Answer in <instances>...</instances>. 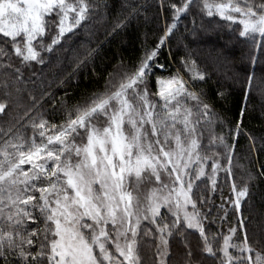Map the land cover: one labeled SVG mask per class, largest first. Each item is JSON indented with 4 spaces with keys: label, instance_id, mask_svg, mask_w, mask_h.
Here are the masks:
<instances>
[{
    "label": "snow or ice",
    "instance_id": "1",
    "mask_svg": "<svg viewBox=\"0 0 264 264\" xmlns=\"http://www.w3.org/2000/svg\"><path fill=\"white\" fill-rule=\"evenodd\" d=\"M145 6L124 0L109 34L126 27ZM108 7V0H0V122L7 124L0 127V264H146L142 249H154L150 264H172L175 239L184 247L183 264H203L197 251L217 264H264V231H249L250 185L234 179V161L244 152L247 180L256 179L252 153L264 152V137L245 133L242 120L217 131L223 117L203 89L191 88L206 83L209 74L187 45L174 73L155 75L157 67L165 68L156 63L161 48L194 9L235 24L233 31L251 44L247 54L254 64L255 49L264 56V43L256 40V34L264 37V0H167L171 21L154 46H142L135 61L119 60L103 84H93L75 103L69 102L67 89L59 99L43 88L39 98L28 92L31 106L13 115L26 90L21 85L35 87L31 78L24 79L23 69L52 63L44 52L62 64V42L81 28L87 31L89 21L106 15ZM192 23L195 35V18ZM81 49L72 50L74 71L59 77L57 87L68 85L99 51ZM208 51L221 61L222 50ZM168 55H174L171 49ZM243 87L241 117L251 93L256 88L264 93V75L247 73ZM218 95L225 98L223 92ZM46 101L52 102L51 113H60L58 122L40 111ZM242 134L247 148L239 143ZM258 175L264 177V163ZM190 233H198L196 248Z\"/></svg>",
    "mask_w": 264,
    "mask_h": 264
},
{
    "label": "trees",
    "instance_id": "2",
    "mask_svg": "<svg viewBox=\"0 0 264 264\" xmlns=\"http://www.w3.org/2000/svg\"><path fill=\"white\" fill-rule=\"evenodd\" d=\"M124 0H108V11L106 15L95 17L89 21V27L86 31L81 28L75 36L69 40L62 42V46L58 49L59 55L62 57V64L57 65L53 56L47 52L42 53L46 61L52 60V63L45 65L33 64L23 69L24 79L31 78L35 81V87L32 83L21 85L26 90L21 94V100L18 107H15L13 115H23L27 107L31 106L28 92H32L37 98L40 96L41 88L54 92L57 99L63 96L65 89L70 93L69 102L75 103L80 99L81 93L85 90H92L93 84H103V78L108 72L114 70L117 62L123 59L126 62L135 61L142 53V46L147 45L152 47L157 42L159 36L163 34L164 26L171 21V10L167 9V0H165V8L160 7V0H135L138 4L146 5L142 8L140 14L131 18L126 27L118 30L115 34H109L110 29L116 19L117 13L121 11V4ZM127 9H124V15L127 14ZM121 19L124 17L121 16ZM196 21V34L193 35V23ZM239 22L237 21L236 24ZM232 22L225 21L222 17L214 15L209 17L206 14L200 13L198 10H193L191 14L184 15L177 25V29L171 39L165 46L161 48V55L157 60V64L164 63L165 68L155 69L156 76H169L180 67L178 58L184 55L185 45L193 50V57L197 60L199 68L209 74L206 83L191 84V88L197 92L204 90L206 100H209L216 110L224 119L222 128L218 127L217 131H227L228 127H232L238 120H242L245 133L255 136L257 140L264 137V93L260 88H256L250 96L247 103L246 114L241 117L240 109L244 107V81L247 73H255L257 76L264 75V56L261 55L259 48L253 51V55L257 58L253 64L248 56L250 43L246 37H239L238 31H233L235 24L232 27L229 25ZM203 25V28L200 26ZM242 29V25L240 26ZM187 29V31H186ZM50 39V37H49ZM4 37L0 34V41ZM258 43H264V37L256 34ZM47 42V40L45 41ZM81 46L98 48L99 51L95 57L88 62L84 67L80 68L72 76L69 84L64 87H57L59 77H63L68 73H73L75 62L73 59V49L82 51ZM171 49L173 56H169ZM209 49L222 50V59L219 63L215 62L209 56ZM13 63L19 65V61L13 57ZM95 73L100 74V80H96ZM181 72L186 79H190L185 69L181 68ZM0 69V73H2ZM55 73V75H53ZM152 90L156 91L155 76L152 77ZM51 83V87H49ZM223 92L225 98H221L218 93ZM51 101H46L40 108L46 116L58 122L61 118L59 112L51 113ZM7 119V118H5ZM0 127H7L6 123L0 122ZM28 134L31 135V129H28ZM204 143H207L205 138ZM239 143L244 148H247L248 140L245 134L239 137ZM248 153H241L240 158L234 161V179L237 183L243 185L245 182L250 185V195L245 202V207L251 214L249 223V231L253 234H259L264 231V177L258 175L261 163H264V152H253V163L250 166L256 175V179L247 180V169L249 167ZM222 183V180H221ZM224 194L227 196L228 188L224 186ZM215 203H220V195H215ZM227 207V205H226ZM207 211V208H203ZM215 209H213V212ZM231 220L232 217H229ZM220 221L216 222L211 228L212 232L218 230ZM228 223L225 222L222 226L226 232ZM188 239L193 248L199 243L198 233H190ZM150 242V241H147ZM154 249L149 251L142 249L146 264H150ZM171 262L172 264H183L184 247L179 239L171 242ZM197 259H202L203 264H217V262L199 251L196 252Z\"/></svg>",
    "mask_w": 264,
    "mask_h": 264
},
{
    "label": "rangeland",
    "instance_id": "3",
    "mask_svg": "<svg viewBox=\"0 0 264 264\" xmlns=\"http://www.w3.org/2000/svg\"><path fill=\"white\" fill-rule=\"evenodd\" d=\"M259 35V34H258ZM186 79V78H185Z\"/></svg>",
    "mask_w": 264,
    "mask_h": 264
}]
</instances>
